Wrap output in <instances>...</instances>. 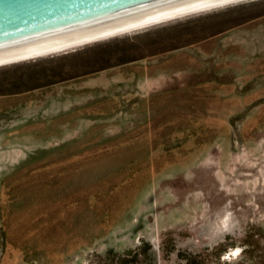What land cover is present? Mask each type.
Here are the masks:
<instances>
[{"label": "rangeland", "instance_id": "rangeland-1", "mask_svg": "<svg viewBox=\"0 0 264 264\" xmlns=\"http://www.w3.org/2000/svg\"><path fill=\"white\" fill-rule=\"evenodd\" d=\"M212 9L0 67V264H264V0Z\"/></svg>", "mask_w": 264, "mask_h": 264}, {"label": "water", "instance_id": "water-1", "mask_svg": "<svg viewBox=\"0 0 264 264\" xmlns=\"http://www.w3.org/2000/svg\"><path fill=\"white\" fill-rule=\"evenodd\" d=\"M238 0H0V64Z\"/></svg>", "mask_w": 264, "mask_h": 264}, {"label": "bare ground", "instance_id": "bare-ground-1", "mask_svg": "<svg viewBox=\"0 0 264 264\" xmlns=\"http://www.w3.org/2000/svg\"><path fill=\"white\" fill-rule=\"evenodd\" d=\"M238 1H242V0H238ZM245 1H246V0H245ZM234 2L236 3L237 1H234ZM234 2H231V3L234 4ZM228 4H230V3L223 4V5H228ZM223 5H220V7L223 6ZM217 7L219 8V6H216V7H213V8H217ZM211 9H212V8H209V9H205V10L198 11V12H205V11H207V10H211ZM212 10H213V9H212ZM198 12H195V13H198ZM191 14H194V13H191ZM188 15H190V14H188ZM184 16H187V15H184ZM180 17H183V16H180ZM180 17H177V19L180 18ZM173 19H176V18H173ZM173 19H170V20H173ZM170 20H166V21H162V22H167V21H170ZM162 22H159V24L162 23ZM156 24H158V23H155V24H152V25H156ZM149 26H151V25L145 26V28H146V27H149ZM141 28L143 29V27H141ZM141 28L134 29V31H135V30H138V29H141ZM130 31H133V30H130ZM130 31H127V32H130ZM127 32H123V33H119V34L112 35V36H109V37H105V38H101V39H98V40L90 41V42H87V43H83V44L75 45V46H72V47H68V48H64V49L56 50V51H53V52H49V53H45V54H41V55H37V56H33V57H29V58H25V59H21V60H16V61L8 62V63H3V64H0V67H2V66H6V65H10V64L19 63V62H23V61L30 60V59H33V58H38V57L47 56V55H49V54H53V53H57V52H61V51L63 52L64 50H67V49H70V48H74V47H77V46H81V45L84 46L85 44H89V43L91 44V43H93V42L103 41V40H106V39H109V38H113V37H116V36L122 35V34L127 33Z\"/></svg>", "mask_w": 264, "mask_h": 264}, {"label": "trees", "instance_id": "trees-1", "mask_svg": "<svg viewBox=\"0 0 264 264\" xmlns=\"http://www.w3.org/2000/svg\"><path fill=\"white\" fill-rule=\"evenodd\" d=\"M140 245H142V242L140 243ZM140 245H139V246H140ZM140 250H141V248H140V247H136V248L133 250V252H132V254H133V257H134V256H136ZM195 258L202 259V258H200V256H199V257H198V256H195ZM187 262H188V261H187V260H185V263H187Z\"/></svg>", "mask_w": 264, "mask_h": 264}]
</instances>
